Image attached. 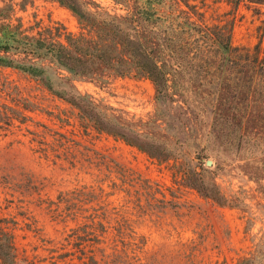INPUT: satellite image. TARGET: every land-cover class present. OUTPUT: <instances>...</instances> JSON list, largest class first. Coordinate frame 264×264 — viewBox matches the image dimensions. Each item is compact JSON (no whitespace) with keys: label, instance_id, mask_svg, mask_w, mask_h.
I'll use <instances>...</instances> for the list:
<instances>
[{"label":"rangeland","instance_id":"obj_1","mask_svg":"<svg viewBox=\"0 0 264 264\" xmlns=\"http://www.w3.org/2000/svg\"><path fill=\"white\" fill-rule=\"evenodd\" d=\"M82 1L120 15L145 2ZM187 1L207 11L209 23H230L235 46L261 45L264 58V3ZM59 24L81 29L59 0H0L1 40L39 38ZM45 79L55 92L90 96L138 133L135 139L153 142L157 156L99 133L45 83L0 66V220L16 237L18 264H50L72 229L101 206L109 222L103 264H264V97L218 99L210 86L192 81L185 96L170 99L149 80L110 72L80 78L56 68ZM60 134L80 146L64 145ZM237 134L262 144L251 155ZM93 150L113 162V173ZM201 180L216 185L227 203L192 186ZM83 187L102 198L88 194L81 210L70 203L80 223L60 197L79 196L74 191Z\"/></svg>","mask_w":264,"mask_h":264},{"label":"trees","instance_id":"obj_2","mask_svg":"<svg viewBox=\"0 0 264 264\" xmlns=\"http://www.w3.org/2000/svg\"><path fill=\"white\" fill-rule=\"evenodd\" d=\"M59 1L77 15L80 31L73 32L59 24L39 33V38L25 35L0 39V66L16 69L45 83L55 95L79 109L81 117L99 133L112 135L151 156H157L153 142L135 139L131 135L140 136L138 133L124 126L90 96L72 91L55 92L45 79L50 69L66 70L80 78H94L106 72L142 78L153 82L158 93L170 99L185 96L187 83L192 81L210 86L218 99L264 97L261 45L253 50L235 46L230 23L225 20L209 23L207 11H201L202 7L198 4L187 0H145L142 5L125 9L126 14L120 15L93 11L82 0ZM245 1L228 0L237 7ZM248 1L264 3V0ZM239 121L242 123L243 120ZM59 136L60 139H66L64 145L74 142L66 135ZM236 137L250 146H246L245 151L251 155L255 154L253 148L262 144L260 138L246 134H237ZM72 145L80 146L78 143ZM258 151L262 152L261 149ZM93 153L101 163L106 162L110 173L114 172L112 161L97 151L93 150ZM121 177L124 178V173ZM192 186L206 198L221 205L227 203L216 185L207 186L201 180L199 184L192 183ZM86 190V187L75 190L74 193L79 194L76 197H60V203L69 206L67 216L70 214L80 223V215L74 213L70 203L75 202L74 206L81 210L88 194L94 200L102 198L96 189L89 190L91 192ZM83 219L84 222L72 229L67 237L68 243L62 248L64 252L53 255L50 264L107 263L109 255L101 245L109 233L106 225L109 224L108 210L102 206L94 208V213ZM117 223L120 228L123 227L124 217ZM5 225L0 220V258L4 264H18L16 237L7 231ZM67 247L71 249L67 250Z\"/></svg>","mask_w":264,"mask_h":264}]
</instances>
